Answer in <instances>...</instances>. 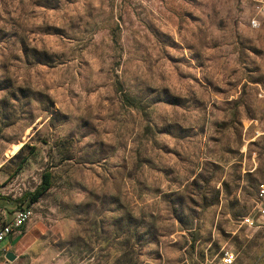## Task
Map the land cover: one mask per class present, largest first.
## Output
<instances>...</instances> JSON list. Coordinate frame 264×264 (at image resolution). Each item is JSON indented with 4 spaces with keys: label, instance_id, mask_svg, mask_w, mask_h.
<instances>
[{
    "label": "rangeland",
    "instance_id": "obj_1",
    "mask_svg": "<svg viewBox=\"0 0 264 264\" xmlns=\"http://www.w3.org/2000/svg\"><path fill=\"white\" fill-rule=\"evenodd\" d=\"M44 172L12 264H264L256 0H0V198Z\"/></svg>",
    "mask_w": 264,
    "mask_h": 264
},
{
    "label": "built area",
    "instance_id": "obj_2",
    "mask_svg": "<svg viewBox=\"0 0 264 264\" xmlns=\"http://www.w3.org/2000/svg\"><path fill=\"white\" fill-rule=\"evenodd\" d=\"M258 13H264V0H256ZM32 215L31 208L17 207L13 212V217L8 223H0V241L7 235L11 234L13 230H19L28 221ZM239 228L242 230L245 237H252L260 231H264V182L257 184L254 194V199L249 211L240 217ZM4 250H2L1 257L3 264L8 263L4 257ZM232 255L225 252L218 264H231Z\"/></svg>",
    "mask_w": 264,
    "mask_h": 264
},
{
    "label": "crops",
    "instance_id": "obj_3",
    "mask_svg": "<svg viewBox=\"0 0 264 264\" xmlns=\"http://www.w3.org/2000/svg\"><path fill=\"white\" fill-rule=\"evenodd\" d=\"M2 206L0 207V223H8L11 221L13 217V212L15 209H17V204L11 205L13 202L10 201V205H6L3 200L0 198ZM8 203V204H9ZM25 225V224H24ZM24 225L19 230H13L11 234L7 235L0 241V255L2 253V250H4V253L11 252L14 255V259L16 260L19 256L18 253H16V250L12 249L15 245L19 235L23 233ZM5 255V254H4ZM1 264H3V259L0 256ZM12 260V261H13ZM6 264H12V262H8Z\"/></svg>",
    "mask_w": 264,
    "mask_h": 264
},
{
    "label": "trees",
    "instance_id": "obj_4",
    "mask_svg": "<svg viewBox=\"0 0 264 264\" xmlns=\"http://www.w3.org/2000/svg\"><path fill=\"white\" fill-rule=\"evenodd\" d=\"M115 89L119 93V96L123 103H125L128 106H134L133 101L129 97H127V95L122 91L121 85L118 82L115 83ZM48 186H49V173L44 172L41 175L39 185L33 191L23 194L22 196V199H24L23 202L21 203L17 202L16 206L17 207H28L31 202L35 201V199L41 192H43L45 189L48 188Z\"/></svg>",
    "mask_w": 264,
    "mask_h": 264
},
{
    "label": "water",
    "instance_id": "obj_5",
    "mask_svg": "<svg viewBox=\"0 0 264 264\" xmlns=\"http://www.w3.org/2000/svg\"><path fill=\"white\" fill-rule=\"evenodd\" d=\"M4 257L8 260V261H12L14 259V255L11 252H6Z\"/></svg>",
    "mask_w": 264,
    "mask_h": 264
}]
</instances>
